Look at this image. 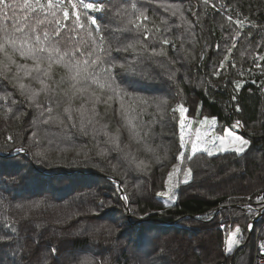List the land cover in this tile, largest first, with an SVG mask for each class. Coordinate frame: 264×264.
Listing matches in <instances>:
<instances>
[{"label":"trees","instance_id":"trees-1","mask_svg":"<svg viewBox=\"0 0 264 264\" xmlns=\"http://www.w3.org/2000/svg\"><path fill=\"white\" fill-rule=\"evenodd\" d=\"M178 1L188 13L198 3L199 25L188 14L198 39L191 60L182 59L179 48L182 28L176 27L182 21L161 10L160 0H84L103 5L104 11L89 15L97 17L105 47L111 48V58L118 63L132 55L116 49L141 36L122 32L124 24L110 23L112 8L136 3L148 10L143 23L151 35L141 38L148 46L157 39L154 34L162 20L173 25L172 43L165 47L171 52H165V58H145L152 73L153 64L159 65L156 75L158 80L162 75L161 87L154 93L150 79L143 88L135 82L125 96L138 136L129 138L121 113H116L123 125L120 129L115 121L114 127L121 132V147L127 145L125 152L131 156L110 149L108 139H97L89 146L90 153L76 162L61 163L65 150L52 139L51 124L38 120L36 109L27 101L21 103L24 99L15 94L13 85L0 77V264H79L85 257L99 264H240L244 256L248 264H254L258 245L264 244V211L249 231L251 220L264 207V200L258 199L264 197V61L259 60L264 55V0H209L208 5L203 0ZM7 2L23 4V0ZM68 10L66 23L71 29L73 10ZM23 14L20 7L5 10L0 24L11 27ZM228 15L232 22L227 21ZM236 19L244 20L243 27L235 24ZM100 33L93 27V35ZM65 36H77L73 43L82 50L90 44L86 34L66 29L58 39ZM114 78L120 87L128 81L119 67ZM236 83L241 84L239 89ZM7 93L12 96L6 101L2 96ZM179 105L186 111L181 113ZM51 106L54 114L55 103ZM112 114L110 110L109 117ZM183 115L189 118L190 130V124L205 117L215 118L219 134L228 128L240 130L242 125L246 133H241L250 143L243 153L229 150L209 156L198 152L182 164L177 184L169 192L168 174L180 163V151L191 154V146L184 150L181 146ZM55 137L59 141L60 134ZM19 148H26L29 155L17 152ZM38 151L44 156H37ZM132 157L147 167L137 170ZM188 167L191 176L184 178L183 169ZM160 192L169 195L162 197ZM247 222L244 244L227 251L228 234Z\"/></svg>","mask_w":264,"mask_h":264},{"label":"snow or ice","instance_id":"snow-or-ice-1","mask_svg":"<svg viewBox=\"0 0 264 264\" xmlns=\"http://www.w3.org/2000/svg\"><path fill=\"white\" fill-rule=\"evenodd\" d=\"M203 3L208 5L209 0H203ZM211 6L216 8L215 4ZM17 7H20L24 14L18 20H14L11 27L0 24V57H2L0 59V77L11 83L13 89L18 91L19 95L24 98L21 103L27 101L29 102V107L36 109L37 119L44 125L59 123L63 126L64 120L59 115H52L51 100L48 101L47 107L37 102V97L41 93L54 91L48 83L52 76L53 65H63L70 74L71 87L74 90L72 95L74 96L77 92L86 94V102L91 104L90 108L85 107V104H81L76 110L79 113L78 130L87 135L89 132L86 129L90 125L91 133L96 135L98 128L103 129L108 137L107 143L113 146V150L125 152L127 145L123 148L121 147L119 129H116L114 133L107 131L108 125L101 123L98 119L100 114L97 106L100 103L107 105L114 97L119 98L121 117L124 126L128 129L129 138L138 136L137 126L133 123L135 117L131 115V110L126 109L124 105L126 91L116 84L114 69L119 67L126 74L135 76L139 80L147 81L152 79V70L145 65V54L149 51L148 44L143 39H133L131 42L118 47L116 51L124 53L131 51L133 54L132 60L125 59L123 62L118 63L111 58V48L105 47V38L100 33V24L97 21V17L89 15L90 11H104L103 5L97 6L95 3H85L84 0H67V3H65V0H46V2H42V0H23V4L18 6L15 3H8L7 0H0V13L5 10H15ZM69 7L73 10L71 19L74 27L71 29L68 28L66 23L70 19ZM161 7L166 12H170L172 17L178 16L188 30V34L193 35L192 29L194 25L185 18L181 5L165 4L161 5ZM118 15L122 20H126L122 32L134 34L136 37L143 36L145 39L151 35L147 26L143 23L148 17L143 9L137 7L136 3H131L129 7L120 9ZM244 20H247V17ZM244 20L236 19L235 24L243 27ZM227 21L232 22L233 17L228 15ZM161 22L168 24L167 20H162ZM93 27L97 33H100L99 36L93 35ZM66 29L69 32L77 33V35L80 32H84L88 41H90L88 48L82 50L80 46L73 44L77 36H65L63 39H58ZM156 31L159 32L160 30L156 29ZM236 35L239 36V33L237 32ZM170 43L172 42L169 39H162L163 45H169ZM232 46L235 47V40H233ZM229 51L231 50L229 49ZM17 55L25 61L30 60L32 63H18L15 59ZM157 55L163 56L164 53L162 50L157 53L156 48L153 47L151 56H147L146 59L151 61L152 57ZM225 60H227V57H225ZM259 60L264 61V55L259 56ZM13 66L15 67L13 68ZM256 66L260 67L259 64ZM220 67H224L223 62ZM101 74L103 78H101ZM215 74L218 76L220 73L216 72ZM171 75L174 76V73ZM25 78L38 83L40 87L33 88L31 84L24 83ZM83 85H95L101 90L106 89L110 94L105 100H102L94 91H90L89 87ZM240 87L241 84L236 83V88L239 89ZM65 95H68V93H65ZM11 96V93H7L2 96V99L7 101L11 99ZM12 103L15 104L16 101L12 99ZM178 110L181 113L186 111L183 105H179ZM8 111L10 112L12 109L9 108ZM63 112L67 113V119L72 122V127H77L76 121L73 120L71 106L65 107ZM207 119L205 117V121ZM212 123L215 124V118L212 119ZM180 125L181 129H183V120H180ZM226 133L231 140L226 141L224 136L216 137L220 142L216 152L229 151V144H233L237 146L231 150L243 153L245 151L244 146L248 145L249 142L240 136L234 135L230 129L226 130ZM32 135L35 137L37 133L33 132ZM8 139L11 140V136ZM180 141L181 146L184 147L183 131H181ZM203 143L204 139L197 133L195 140L191 142V154L185 156V152L180 151L178 157L180 163L174 165L172 171L168 174L169 192L175 187L172 184L173 177L182 171L181 166L185 160L191 161L198 152H206L209 156L214 155L213 151L202 147ZM213 146L215 147L214 141ZM16 151L23 152L25 149L19 148ZM36 155L43 157L44 153L38 151ZM125 155L131 156V153L125 152ZM132 162L136 164L137 170L147 167L144 161L136 162L135 157H132ZM183 171L186 177L191 176L192 169L190 167L183 169ZM184 182L187 183V179ZM169 192H160L158 195L162 197L168 196ZM124 199H127V197L125 196ZM258 199L264 200V197H258ZM0 206H3V201H0ZM240 232L241 229L237 226L230 233V238L227 241V251L231 252L235 244L239 243L235 238ZM261 246L264 247V244ZM52 252H55L54 248ZM45 264H47V261H45ZM79 264H99V262L85 257L79 261Z\"/></svg>","mask_w":264,"mask_h":264},{"label":"rangeland","instance_id":"rangeland-1","mask_svg":"<svg viewBox=\"0 0 264 264\" xmlns=\"http://www.w3.org/2000/svg\"><path fill=\"white\" fill-rule=\"evenodd\" d=\"M160 1L161 2L158 3V5L160 7H161V5H165V4H179V5H181L185 18L191 22V20L188 17V14H192L191 19L193 20L195 25H199V21H198V18L196 16L197 15L196 10L198 8V3H193L192 7L190 8L189 13H188V10L185 8L186 5L183 4L182 2L178 1V0H160ZM169 1H171L172 3H169ZM127 7H129V6L125 5V4H119L117 7L112 8V10H114L115 12H113L114 17H112L110 23H112V24L113 23L114 24H124L125 25L126 20H122L121 17L118 15V13H119L120 9L127 8ZM162 9H163V7H161V10ZM158 11H156V12H158ZM144 12L146 14V12H148V10L146 9V10H144ZM82 18H83V16H82ZM73 27H74V25L72 24V28ZM155 27L156 26H152V29H154ZM180 27L182 29H180ZM176 28H177V30H179V29L181 30L179 32V36L182 40L180 42L179 48L181 49V52L183 54L182 59L184 58L186 60H191V58L195 55V52H196L195 44L198 42V39L193 35H191V36L187 35L188 30L184 26L183 22H180ZM166 29H167V31H166ZM159 30H160L159 32L154 34L155 38H157V39H155L154 41L149 43V53H151V49L154 47V48H156L157 53H159L161 50L164 53L163 56H159V55H157V56L158 57H164L166 54L165 52H171V51H166V48H165L166 45L162 44V39L167 38V39L171 40V38L173 36V25L170 24V21H168V24L161 23ZM184 31L186 32L185 36L183 35ZM152 32H153V30H152ZM79 34L82 35L85 33L80 32ZM141 38H142V36H141ZM133 39H139V38L133 37L131 39V41ZM73 44L78 46V44H76V43H73ZM128 54L132 55L131 57L129 56L128 60H132L133 54L131 53V51H129ZM146 55H148V54L147 53L145 54V58H146ZM0 59H2V57H0ZM15 59L17 60L18 63H24V62L32 63L30 60L25 61L23 58H20L18 55L15 57ZM14 67L15 66H13V68ZM153 67H154V71H153L154 73H152L153 78L150 79V84L153 83V87H152L153 89L152 90L155 93L157 87H161V85H162V81H161L162 75H160L161 80H158L157 79L158 75H156V73L160 71V67H157L156 63L153 64ZM149 68H152V66H149ZM68 74H69L68 70L63 65H53L52 76H51V79L48 81V83L54 91L48 92V93H41L40 96L37 97V102L42 103L43 101H45V105H44L45 107L48 106L49 100L54 102L55 107H56V112L52 115L53 116L59 115L60 118L62 120H64L63 126H61L59 123L51 124L50 126H51V130H52V139L54 140L56 146L65 150L64 157L59 158V160L61 163H66V164L68 162H76V161H78L80 155L90 153L91 152L90 147L91 148L93 147L92 145H93V142L95 140L102 139V141L104 142L105 139H108V137L105 135V131L103 129L98 128L97 134L93 135L91 133V126L90 125L86 129L89 132V134H87V135L83 134L81 131L78 130L79 113L76 110L81 106V104H85V107H87V108H90L91 104H90V102H86V94H81V93L77 92L74 96L72 95V92L74 90L71 87L72 82H70L71 80H70V76ZM125 76H127L128 81L125 84V86L121 85V88L126 91L125 96H127L129 93L128 87L130 85H133V83H135V82L139 83L141 88H143V85H144L143 80H139V79H137V77L128 75L126 73H125ZM101 78H103V76H101ZM119 79L122 80V79H124V77H119ZM23 82L26 84H31L33 88H39L40 87L38 83L32 81L29 78H25ZM6 84L7 83H5V85ZM83 86L89 87V90L94 91L98 96L101 97L102 100H105L107 98V96L110 94L106 89L101 90V89L97 88L95 85H83ZM8 87H10V86L8 85ZM14 92H16L15 94H17L18 96H20L18 91L14 90ZM65 93H69V94L65 95ZM21 98H23V97H21ZM69 98H71V99H69ZM126 101H127V97H124V103H126ZM119 104H120V99L117 97H114V99L112 101H110L107 105L104 103H100L97 106V110L100 114L98 119L100 120L101 123H106L108 125L107 131L110 133H114L116 130V128L114 127L115 121L119 125V122L116 119V113L118 112L119 116L121 113ZM69 105L71 106V109H72L73 120L76 121V123H77V127H75V128L72 127V122L68 121L67 113L63 112V109L65 107H68ZM110 110H112V113H113L112 117H109V111ZM181 120L184 121V126H183V129L181 130V131H183V135H184V147H182L183 150L186 148V146H191V142L193 140H195L197 133H199L201 135V137L204 139V143H203L202 147H206L215 153L216 148H218L220 146V142L218 139H216V137L224 136L226 141L231 140V138L228 137L227 133H226V130H229V129L234 133V135L240 136L244 140H247L250 143V140L246 136H244L239 130H234V129L228 128L222 134L215 132L216 121H215V124H213L211 119H207V121H205V119H203L201 122H200V120L197 119L196 123L192 124V126L190 124L191 130L189 129V124L186 125V123L189 121V118L186 117L185 115H183ZM122 125L123 124H121V126ZM121 126H120V129H121ZM237 128L239 129V126H237ZM56 133L60 134V139L58 138V140L60 142L57 141V139L55 137ZM69 133H71V135H69ZM209 136H210V138H209ZM76 137H78L77 140L75 139ZM120 137H121V132H120ZM80 138H83V142L81 141ZM50 139H51V136L47 137V140H50ZM213 141L215 142V147L213 146ZM248 145L244 146L245 149L248 147ZM235 146H237V145L229 144L230 151H233L231 149L234 148ZM111 147H113V146L110 145V149H111ZM23 149H25V151H23V152H25L24 154L29 155V152L27 151V149L26 148H23ZM48 150H55V147H51V148L48 147ZM190 151H191V149H190ZM96 159H98V158H96ZM90 161L94 162V159L92 158ZM93 172H95V171L93 170ZM184 178H187V177L184 176ZM177 179H178L177 175L173 177V180H172L173 185L177 184ZM249 224L250 223L247 222L246 226L244 228H240L241 232L235 238L236 240L239 241V243L235 244V246L233 247V250H235L238 247H241L244 244V239L246 237V235L244 237V229L246 227H248ZM234 230H235V228L232 229L231 232ZM230 233L227 236V241L230 238ZM250 250H253L252 252L254 253V249H250ZM240 264H248V257H246V256L242 257V259L240 260Z\"/></svg>","mask_w":264,"mask_h":264},{"label":"built area","instance_id":"built-area-1","mask_svg":"<svg viewBox=\"0 0 264 264\" xmlns=\"http://www.w3.org/2000/svg\"><path fill=\"white\" fill-rule=\"evenodd\" d=\"M244 207H246L247 209H251L252 208L251 205H244ZM263 211H264V207L260 208L258 213L256 214V216L251 220V225H250V228H249L250 232H252L253 229H254V226L256 224V218ZM254 264H264V247H262L261 244L258 245V250H257V253H256L255 257H254Z\"/></svg>","mask_w":264,"mask_h":264},{"label":"water","instance_id":"water-1","mask_svg":"<svg viewBox=\"0 0 264 264\" xmlns=\"http://www.w3.org/2000/svg\"><path fill=\"white\" fill-rule=\"evenodd\" d=\"M241 127V129L239 130L240 132H243V133H246V130H245V128H244V126H240ZM260 215H258V217H259Z\"/></svg>","mask_w":264,"mask_h":264}]
</instances>
